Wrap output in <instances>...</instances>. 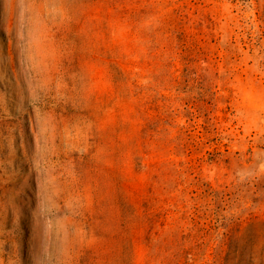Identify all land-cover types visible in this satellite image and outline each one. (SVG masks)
<instances>
[{"label": "rangeland", "instance_id": "374dc122", "mask_svg": "<svg viewBox=\"0 0 264 264\" xmlns=\"http://www.w3.org/2000/svg\"><path fill=\"white\" fill-rule=\"evenodd\" d=\"M0 264H264V0H0Z\"/></svg>", "mask_w": 264, "mask_h": 264}]
</instances>
